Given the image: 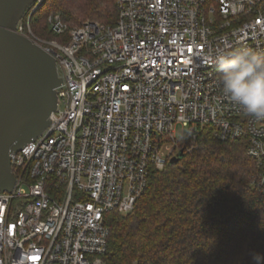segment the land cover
I'll use <instances>...</instances> for the list:
<instances>
[{
    "label": "built area",
    "instance_id": "obj_1",
    "mask_svg": "<svg viewBox=\"0 0 264 264\" xmlns=\"http://www.w3.org/2000/svg\"><path fill=\"white\" fill-rule=\"evenodd\" d=\"M42 2L15 32L54 59L62 86L47 128L11 155L0 264H102L105 215L133 211L150 171L197 149L203 133L244 141L251 186L264 191V119L222 93L213 63L219 52H264V0H116L113 26L67 31L49 16L61 41L36 37L24 18Z\"/></svg>",
    "mask_w": 264,
    "mask_h": 264
},
{
    "label": "trees",
    "instance_id": "obj_2",
    "mask_svg": "<svg viewBox=\"0 0 264 264\" xmlns=\"http://www.w3.org/2000/svg\"><path fill=\"white\" fill-rule=\"evenodd\" d=\"M51 15L67 31L86 21L113 26L116 0H43L28 11L36 37L61 41L47 24ZM254 173L244 141L201 134L178 163L150 171L133 211L105 215L102 264H249V251L264 253V191L251 186Z\"/></svg>",
    "mask_w": 264,
    "mask_h": 264
},
{
    "label": "water",
    "instance_id": "obj_3",
    "mask_svg": "<svg viewBox=\"0 0 264 264\" xmlns=\"http://www.w3.org/2000/svg\"><path fill=\"white\" fill-rule=\"evenodd\" d=\"M34 1L0 0V192L12 190L11 155L47 128L56 109V89L62 86L54 59L15 32ZM182 158L179 152L169 165Z\"/></svg>",
    "mask_w": 264,
    "mask_h": 264
},
{
    "label": "clouds",
    "instance_id": "obj_4",
    "mask_svg": "<svg viewBox=\"0 0 264 264\" xmlns=\"http://www.w3.org/2000/svg\"><path fill=\"white\" fill-rule=\"evenodd\" d=\"M222 93L244 113L264 119V52L243 47L213 58ZM249 264H264V253L249 251Z\"/></svg>",
    "mask_w": 264,
    "mask_h": 264
},
{
    "label": "rangeland",
    "instance_id": "obj_5",
    "mask_svg": "<svg viewBox=\"0 0 264 264\" xmlns=\"http://www.w3.org/2000/svg\"><path fill=\"white\" fill-rule=\"evenodd\" d=\"M181 133H182V130H181L179 127H177V128H176L175 135H176L177 137H179V136L181 135Z\"/></svg>",
    "mask_w": 264,
    "mask_h": 264
},
{
    "label": "snow or ice",
    "instance_id": "obj_6",
    "mask_svg": "<svg viewBox=\"0 0 264 264\" xmlns=\"http://www.w3.org/2000/svg\"><path fill=\"white\" fill-rule=\"evenodd\" d=\"M35 259V258H34Z\"/></svg>",
    "mask_w": 264,
    "mask_h": 264
}]
</instances>
